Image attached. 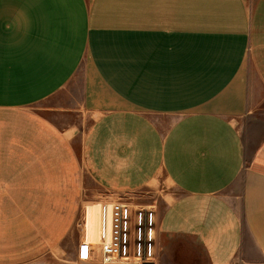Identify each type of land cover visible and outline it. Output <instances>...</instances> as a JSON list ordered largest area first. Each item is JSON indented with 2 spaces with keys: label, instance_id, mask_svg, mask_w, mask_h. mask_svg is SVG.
I'll return each mask as SVG.
<instances>
[{
  "label": "crops",
  "instance_id": "1",
  "mask_svg": "<svg viewBox=\"0 0 264 264\" xmlns=\"http://www.w3.org/2000/svg\"><path fill=\"white\" fill-rule=\"evenodd\" d=\"M120 197L153 264H264V0H0V264Z\"/></svg>",
  "mask_w": 264,
  "mask_h": 264
},
{
  "label": "built area",
  "instance_id": "2",
  "mask_svg": "<svg viewBox=\"0 0 264 264\" xmlns=\"http://www.w3.org/2000/svg\"><path fill=\"white\" fill-rule=\"evenodd\" d=\"M120 197L97 204V240L85 238V221L74 264H153L156 258L157 217L154 204ZM86 208H84V211Z\"/></svg>",
  "mask_w": 264,
  "mask_h": 264
},
{
  "label": "rangeland",
  "instance_id": "3",
  "mask_svg": "<svg viewBox=\"0 0 264 264\" xmlns=\"http://www.w3.org/2000/svg\"><path fill=\"white\" fill-rule=\"evenodd\" d=\"M94 201H88L86 200H82L80 202V209L78 214L75 217L74 220V224L72 229L70 230V232L67 233L66 237H65V242H64V252H63V259L66 261H71L72 256H71V252H70V245H71V240L74 238H79V236L81 235V229L82 228V223H83V214H84V208H86V205L89 203H93ZM82 206V208H81ZM98 213V212H97ZM84 220H85V214H84ZM96 227L98 228V215H97V224ZM240 264V263H239Z\"/></svg>",
  "mask_w": 264,
  "mask_h": 264
},
{
  "label": "bare ground",
  "instance_id": "4",
  "mask_svg": "<svg viewBox=\"0 0 264 264\" xmlns=\"http://www.w3.org/2000/svg\"><path fill=\"white\" fill-rule=\"evenodd\" d=\"M97 204H91L86 206L85 210V235L87 240L96 237L97 235V215H98ZM98 212V213H97ZM97 240V239H95Z\"/></svg>",
  "mask_w": 264,
  "mask_h": 264
},
{
  "label": "water",
  "instance_id": "5",
  "mask_svg": "<svg viewBox=\"0 0 264 264\" xmlns=\"http://www.w3.org/2000/svg\"><path fill=\"white\" fill-rule=\"evenodd\" d=\"M147 264H151V263H147Z\"/></svg>",
  "mask_w": 264,
  "mask_h": 264
}]
</instances>
